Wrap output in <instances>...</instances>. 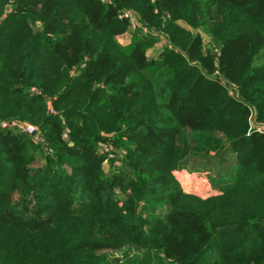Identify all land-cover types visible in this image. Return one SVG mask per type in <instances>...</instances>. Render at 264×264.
Segmentation results:
<instances>
[{"label": "trees", "instance_id": "16d2710c", "mask_svg": "<svg viewBox=\"0 0 264 264\" xmlns=\"http://www.w3.org/2000/svg\"><path fill=\"white\" fill-rule=\"evenodd\" d=\"M263 54L264 0H0V264H264Z\"/></svg>", "mask_w": 264, "mask_h": 264}, {"label": "rangeland", "instance_id": "374dc122", "mask_svg": "<svg viewBox=\"0 0 264 264\" xmlns=\"http://www.w3.org/2000/svg\"><path fill=\"white\" fill-rule=\"evenodd\" d=\"M125 12L129 15H132L136 18L137 23H134L132 26V31L126 33L118 37V42L122 46H128L131 43L132 35L136 31V29L140 26V18L139 15L131 10H125ZM139 25V26H138ZM179 25L182 26L184 29L189 30L191 32H195L190 26H188L185 22L180 21ZM144 32H148L147 29H144ZM203 34V33H202ZM205 42L208 44L210 42L209 37L204 34ZM168 44V41L165 37H161L159 42L148 51V56L150 59H156L157 56L160 54L162 49ZM264 55V54H263ZM264 62L261 59V63ZM258 123H256L255 119L252 118L251 120V128H257ZM42 160L39 158L37 162H35V166L42 165ZM106 169L109 170V167L106 166ZM219 171V172H218ZM224 171V170H223ZM223 172L221 168L218 166H214L212 168L206 167L200 161L194 160L185 164L183 167L179 168L174 174L177 179L180 181L181 185L184 187L187 193H191L194 195L201 196L202 198L207 197L208 194L215 189H219L221 187H226L227 184L225 182L219 183V175L221 176ZM222 185V186H221Z\"/></svg>", "mask_w": 264, "mask_h": 264}, {"label": "built area", "instance_id": "2783aa9c", "mask_svg": "<svg viewBox=\"0 0 264 264\" xmlns=\"http://www.w3.org/2000/svg\"><path fill=\"white\" fill-rule=\"evenodd\" d=\"M122 18L129 19L132 22V26L134 23H137L136 18L132 15L127 14L124 12V14L121 16ZM32 91L38 93L35 89ZM39 94V93H38ZM0 128L1 129H16L17 131L30 135V136H36L37 134V127L33 124L27 123V122H19V121H0Z\"/></svg>", "mask_w": 264, "mask_h": 264}]
</instances>
